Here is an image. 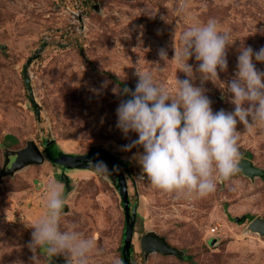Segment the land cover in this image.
I'll use <instances>...</instances> for the list:
<instances>
[{"label":"rangeland","instance_id":"obj_1","mask_svg":"<svg viewBox=\"0 0 264 264\" xmlns=\"http://www.w3.org/2000/svg\"><path fill=\"white\" fill-rule=\"evenodd\" d=\"M68 2L83 9V29L69 24L63 9ZM184 13L201 22L215 18L229 33L228 67L218 69L219 79L202 83L199 62L193 56L187 63L193 66L192 83L206 90L213 112L232 111L226 85L234 78L239 49L264 47V0H0V173L4 152L29 141L42 151L44 140H53L74 155L104 149L122 163L130 209L136 210L130 264H264V237L248 229L254 218L264 219L263 179L237 175L218 180L206 196H177L140 178L133 154L142 152L141 146L122 149L137 138L116 126L123 90L137 83L135 69L151 71L171 92L177 78H188L173 58L187 26ZM42 42L47 45L26 70L37 117L23 71ZM160 49L168 59L159 57ZM254 63L264 71V62ZM237 130L239 159L247 153L264 171V125L249 129L238 122ZM47 151L53 152L52 145ZM98 161L108 172L67 170L44 160L0 177V264H46L53 257L28 247L31 226L46 211L44 186L50 179L63 189L61 229L75 228L95 241L88 264L121 260L124 215L115 172L102 157L90 164ZM147 232L164 238L182 258L158 252L145 257L139 239ZM58 254L67 261L66 253Z\"/></svg>","mask_w":264,"mask_h":264},{"label":"clouds","instance_id":"obj_2","mask_svg":"<svg viewBox=\"0 0 264 264\" xmlns=\"http://www.w3.org/2000/svg\"><path fill=\"white\" fill-rule=\"evenodd\" d=\"M184 15L187 26L173 58L188 78H177L175 92H171L151 71L135 69L138 80L134 89L123 90L130 98L119 103L116 126L125 136L137 134L122 149L143 148L133 154L141 166L140 178L167 193L203 197L215 191L218 180H227L238 171L237 123L249 129L264 125V71L254 63L264 62V47L239 49L234 78L226 85L234 109L213 112L206 90L192 83L193 66L187 61L194 56L199 62L196 71L202 83L219 79L218 69L226 71L228 67L229 33L219 28L215 18L201 22L191 14ZM158 55L168 59L164 49ZM91 166L97 172H108L102 161ZM44 207L45 213L31 226L28 247L53 256L66 253L67 264H88L95 241L75 228L61 229L63 189L54 179L44 186ZM111 264L122 261L113 258Z\"/></svg>","mask_w":264,"mask_h":264},{"label":"water","instance_id":"obj_3","mask_svg":"<svg viewBox=\"0 0 264 264\" xmlns=\"http://www.w3.org/2000/svg\"><path fill=\"white\" fill-rule=\"evenodd\" d=\"M46 45V42H42L39 49L35 50L34 55L27 59L23 71V83L27 91L28 98L34 108V112L37 117L39 115V107L33 99L30 87V80L27 76L26 70L31 61L38 57L39 53L45 48ZM135 85L136 84L131 85L127 88L134 89ZM122 97L123 100L130 98V96L125 94L124 92ZM51 145L53 147V152H48L47 147ZM42 151L32 141H29L26 143L24 148L18 151L4 152L5 163L1 170L0 177L4 175L13 174L15 171L23 168L26 165L43 164L44 160H47L53 166H59L62 169L71 170L90 169L92 167L90 163L94 160L95 157L105 158L111 164L115 172L116 186L118 188V193L120 196L122 211L124 215L121 261L122 264H130L129 254L131 248L133 226L136 218V210L135 207L130 209L125 178L120 171V165H122V163L111 153L101 148L93 149L83 155L66 154L58 149L53 140H44ZM10 157H14L11 163L9 162ZM237 163L238 171L232 177H235L237 175H243L249 179L258 177L264 180V171L260 168H256L253 165L252 161L248 160L247 158H241L238 160ZM61 179V177L58 178L59 181H62ZM65 189H67L66 185ZM248 229L251 232L257 233L260 236L264 237V219L258 217L254 218L249 222ZM215 241V239H212L210 240V243L212 244ZM139 244L145 257L151 252H158L162 255H174L178 258H182L181 253L178 250L169 246L165 242L164 238L157 236L154 232H147L146 234L142 235L139 239ZM46 264H67V261L64 260L61 255L57 254L51 257Z\"/></svg>","mask_w":264,"mask_h":264},{"label":"built area","instance_id":"obj_4","mask_svg":"<svg viewBox=\"0 0 264 264\" xmlns=\"http://www.w3.org/2000/svg\"><path fill=\"white\" fill-rule=\"evenodd\" d=\"M64 12L67 14V20L70 25L76 26V28L83 29L84 28V17H83V9L76 3H64L63 6ZM79 32V31H78ZM214 232V229H211V233Z\"/></svg>","mask_w":264,"mask_h":264},{"label":"trees","instance_id":"obj_5","mask_svg":"<svg viewBox=\"0 0 264 264\" xmlns=\"http://www.w3.org/2000/svg\"><path fill=\"white\" fill-rule=\"evenodd\" d=\"M114 81L117 82V80L115 78H114ZM244 157L248 159L249 158V154H247V153L244 154ZM130 251H131V249H130Z\"/></svg>","mask_w":264,"mask_h":264},{"label":"flooded vegetation","instance_id":"obj_6","mask_svg":"<svg viewBox=\"0 0 264 264\" xmlns=\"http://www.w3.org/2000/svg\"><path fill=\"white\" fill-rule=\"evenodd\" d=\"M11 159H10V163L13 161V159H14V157H10Z\"/></svg>","mask_w":264,"mask_h":264}]
</instances>
